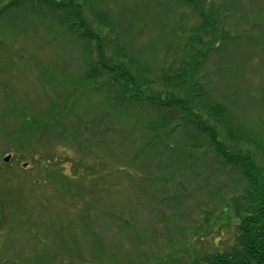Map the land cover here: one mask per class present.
Wrapping results in <instances>:
<instances>
[{"label":"rangeland","instance_id":"rangeland-1","mask_svg":"<svg viewBox=\"0 0 264 264\" xmlns=\"http://www.w3.org/2000/svg\"><path fill=\"white\" fill-rule=\"evenodd\" d=\"M221 1L198 6L214 18L210 5L216 8ZM103 3L112 12L137 9L135 45L154 43L156 62L164 57L166 66L173 61L178 38L192 39L190 53L208 40L203 33L209 28L202 29L200 10L192 4L161 0L150 8L138 0ZM217 16L220 24L215 17L210 30L222 31L226 40H215L219 52L211 51L197 73L236 119L264 133V0H233ZM2 21L0 264H188L237 244L236 214L246 198V183L211 153L186 168L169 153H160L161 148L172 150L177 135L164 140L159 154L155 149L122 169L140 135L131 132L133 146L118 149L115 160L104 159L117 137L104 138V118L96 116L104 106L87 90L67 113L69 134L53 128L40 139L30 134L33 128L22 131L20 123L41 119L60 85L80 70L81 56L74 39H51L32 24L39 21L25 16ZM157 39H165L166 50L156 46ZM122 127L111 125L106 134ZM229 202L232 208L225 210Z\"/></svg>","mask_w":264,"mask_h":264},{"label":"trees","instance_id":"trees-1","mask_svg":"<svg viewBox=\"0 0 264 264\" xmlns=\"http://www.w3.org/2000/svg\"><path fill=\"white\" fill-rule=\"evenodd\" d=\"M97 1L0 0V23L24 16L31 22L39 21L32 24L40 26L51 39H74L81 56L80 70L65 84L59 83L61 91L50 100L42 118L25 119L19 125L21 130L33 128L30 134L40 139L53 128L57 129L56 133L60 129L59 133L69 134L67 113H71L80 93L87 90L100 98L104 106V113L96 115L104 118V138L117 137L114 146L106 145L110 151L104 154V159L115 160L118 149L126 144L133 146L135 140L130 137L131 132L138 131L140 135L137 139L140 144L134 147L130 160L121 163L122 169H129L145 154H154L156 150L159 154L164 140L176 138L175 135L179 140L174 142L172 150L166 152L161 148L160 153H169L178 163L184 162L183 168L191 167L200 157L211 153L221 165L236 170L247 185L243 189L246 198L242 199V207L236 214L240 218L237 244L229 251L194 257L188 264H264V133L236 119L227 104L204 88L197 73L211 51L219 52L213 45L215 40L227 37L222 31L211 32L210 27L214 28L215 17L220 24L217 14L220 11L222 14L233 0H223L216 8L210 5L209 12L214 18L211 14L209 18L203 15L198 6L203 8L209 0H162L175 6L192 4L200 10L202 29L209 28L203 33L208 40H200L201 49H194L192 53L187 51L188 47L192 48V39L178 38L180 44L176 43L173 61L167 66L164 57L156 62L154 43L143 48L135 45L138 36L133 24L139 22L137 9L126 10L122 13L127 16H123L121 12L102 8L104 0ZM138 1L141 6L150 8L156 2L161 3V0ZM5 30L0 27V32ZM165 42V39H157L156 46L166 50ZM115 124H123V127L112 130L108 136L109 126ZM127 126L132 128L125 129ZM44 162L46 165L47 161ZM231 206L229 202L225 210L227 207L231 210ZM178 263L173 260L162 264Z\"/></svg>","mask_w":264,"mask_h":264},{"label":"water","instance_id":"water-1","mask_svg":"<svg viewBox=\"0 0 264 264\" xmlns=\"http://www.w3.org/2000/svg\"><path fill=\"white\" fill-rule=\"evenodd\" d=\"M9 158H10L9 156L4 157V158H3V162H4V163L8 162Z\"/></svg>","mask_w":264,"mask_h":264}]
</instances>
